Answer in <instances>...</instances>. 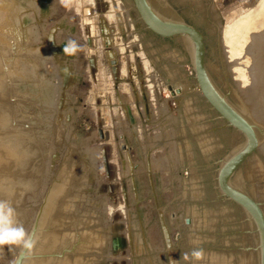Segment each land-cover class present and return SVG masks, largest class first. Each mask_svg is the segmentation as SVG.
<instances>
[{
	"label": "water",
	"instance_id": "water-1",
	"mask_svg": "<svg viewBox=\"0 0 264 264\" xmlns=\"http://www.w3.org/2000/svg\"><path fill=\"white\" fill-rule=\"evenodd\" d=\"M0 199V264H264V0H0Z\"/></svg>",
	"mask_w": 264,
	"mask_h": 264
},
{
	"label": "clouds",
	"instance_id": "clouds-1",
	"mask_svg": "<svg viewBox=\"0 0 264 264\" xmlns=\"http://www.w3.org/2000/svg\"><path fill=\"white\" fill-rule=\"evenodd\" d=\"M62 50L66 55L71 56L82 51V47L77 41L70 39L66 41ZM35 243V237L19 221L11 201L0 199V246H18L31 253ZM204 255L202 248L194 247L190 252L183 254V260L189 264H199L204 259ZM172 264H178V262L172 261Z\"/></svg>",
	"mask_w": 264,
	"mask_h": 264
}]
</instances>
